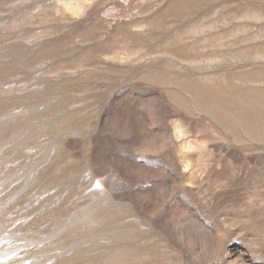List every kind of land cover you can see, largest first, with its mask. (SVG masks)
<instances>
[{
    "label": "rangeland",
    "instance_id": "obj_1",
    "mask_svg": "<svg viewBox=\"0 0 264 264\" xmlns=\"http://www.w3.org/2000/svg\"><path fill=\"white\" fill-rule=\"evenodd\" d=\"M0 264H264V0H0Z\"/></svg>",
    "mask_w": 264,
    "mask_h": 264
}]
</instances>
